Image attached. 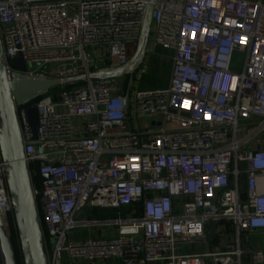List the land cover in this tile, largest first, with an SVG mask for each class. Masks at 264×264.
<instances>
[{
	"label": "built area",
	"instance_id": "obj_1",
	"mask_svg": "<svg viewBox=\"0 0 264 264\" xmlns=\"http://www.w3.org/2000/svg\"><path fill=\"white\" fill-rule=\"evenodd\" d=\"M146 4L0 0L7 73L60 82L16 107L48 264H239L237 247L192 255L183 247L206 241L209 223L230 224L236 237L264 230V0H154L149 44L171 53L168 82L132 92L141 66L125 113L126 78L90 75L129 62ZM15 58L23 71L10 67ZM84 210L115 217L80 219ZM0 228L13 237L1 155ZM80 228L115 235L72 241ZM250 261L264 264V250Z\"/></svg>",
	"mask_w": 264,
	"mask_h": 264
},
{
	"label": "water",
	"instance_id": "obj_2",
	"mask_svg": "<svg viewBox=\"0 0 264 264\" xmlns=\"http://www.w3.org/2000/svg\"><path fill=\"white\" fill-rule=\"evenodd\" d=\"M153 2L154 0H147L138 42L129 62L124 67L90 75V79L93 80L126 78L123 98L125 113L133 75L142 66L146 56ZM10 67L14 70L23 71L25 64L21 58H15L10 61ZM59 83L56 80L32 77L22 73L8 74L0 41V155L5 165L16 235V242L14 243L12 236L0 228V264H18L17 252L22 264H48L30 178L23 160V142L16 117V107L31 104ZM25 116L31 136L34 139L37 118L33 105L25 109Z\"/></svg>",
	"mask_w": 264,
	"mask_h": 264
},
{
	"label": "crops",
	"instance_id": "obj_3",
	"mask_svg": "<svg viewBox=\"0 0 264 264\" xmlns=\"http://www.w3.org/2000/svg\"><path fill=\"white\" fill-rule=\"evenodd\" d=\"M161 47L154 46L152 43L148 44V49H152L153 52L156 49ZM163 49V48H161ZM165 51V50H164ZM167 51V50H166ZM169 60V67L171 66L170 56L171 53L167 51V54H164ZM149 56V54L147 55ZM145 58V64L147 63L148 57ZM155 61H153V69H157ZM170 71V70H169ZM169 78V77H168ZM168 82V80H167ZM122 213H127V209H123ZM114 218L115 212L111 210H84L80 219L84 218ZM115 235L114 228L110 229H100V228H80L73 230L69 234V238L72 241H82L88 238L99 239V238H109ZM206 241L193 243L185 245L183 247L184 252L188 255L192 254H202V253H218L223 251H229L234 248H238L241 251L239 264H252L250 261V252L256 250H264V230H255L249 231L246 233L240 234L236 237L233 228L230 224L226 222H218L216 224L209 223L205 228ZM62 264H89L85 261H70L66 257L63 258ZM101 264H120L116 260L107 261ZM148 264H164L162 262H151Z\"/></svg>",
	"mask_w": 264,
	"mask_h": 264
},
{
	"label": "rangeland",
	"instance_id": "obj_4",
	"mask_svg": "<svg viewBox=\"0 0 264 264\" xmlns=\"http://www.w3.org/2000/svg\"><path fill=\"white\" fill-rule=\"evenodd\" d=\"M165 49L157 48L155 52H150L147 63L143 64L142 67L144 68V73L141 76V79L138 82L137 87L132 89L131 91H141V90H157L163 89L167 85V80L169 77V60L164 57V54H167ZM153 61L156 62L157 69H153ZM241 57L237 56L234 60V64H240ZM143 125V124H142ZM143 127V126H142ZM145 129V128H143ZM97 219V218H96Z\"/></svg>",
	"mask_w": 264,
	"mask_h": 264
},
{
	"label": "trees",
	"instance_id": "obj_5",
	"mask_svg": "<svg viewBox=\"0 0 264 264\" xmlns=\"http://www.w3.org/2000/svg\"><path fill=\"white\" fill-rule=\"evenodd\" d=\"M121 211H123V209ZM12 238H13V241L15 243L16 242L15 230L13 231V237ZM17 260H18V262H21V258H20V255L18 252H17Z\"/></svg>",
	"mask_w": 264,
	"mask_h": 264
}]
</instances>
